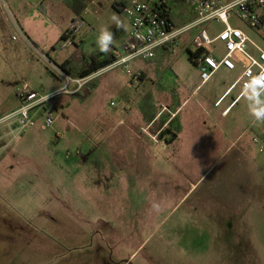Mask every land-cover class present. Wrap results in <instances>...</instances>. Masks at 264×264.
<instances>
[{
    "label": "rangeland",
    "instance_id": "1",
    "mask_svg": "<svg viewBox=\"0 0 264 264\" xmlns=\"http://www.w3.org/2000/svg\"><path fill=\"white\" fill-rule=\"evenodd\" d=\"M112 1L82 2L85 7L75 28L80 53L99 51L96 40L100 29L105 27L115 34L111 50L120 49L127 41L130 25ZM25 3H37V0H0V119L17 105L14 92L18 84L32 82L40 92L48 94L47 90L59 75L49 60L59 67L74 52L73 48H61L59 44L46 60L41 56L43 53L24 46V40L29 41L21 31L24 24L26 28H35L32 35L38 40L45 37L53 44L57 36L44 21L33 24L37 16ZM172 14L177 26L194 18L182 3L173 6ZM114 16L123 28L115 26ZM230 24L242 28L264 50V41L257 33L236 20H230ZM56 25L63 29L64 25ZM222 28L220 24H212L207 32L214 37ZM193 34H185L173 51L166 54L160 63L164 72L161 80L149 75L140 84L117 68L97 77L91 82L94 84H88L77 94L56 97L52 103L61 115L54 113L50 127L45 126L40 111L33 112L35 124L29 130L20 131L14 121L0 126V130H8V137L0 141V145H8L4 163H0V178L5 179L0 193V264L84 261L106 264V260L121 264L120 259L127 261L126 264H264V152L260 153L256 145L252 144L247 153L261 169L246 164L242 167L234 151L199 149L186 155L179 152V158L172 149L158 153L156 158L151 154L153 158L149 161H162L163 165L156 169L148 167L144 173L146 179L141 182L134 181L130 168L106 167L104 147L108 139L111 144L116 139L115 131L110 133L115 123L121 118L127 119L128 115L153 113L156 102L155 109L159 110L160 101H152L149 94L140 96L147 88L154 83L168 88L178 104L188 98L186 91L177 92L172 72L179 75L182 69V75L193 81L194 65L184 48ZM260 34L264 35V29ZM150 63L132 62L131 73H138L139 68H147ZM214 83L217 76L190 97L180 117L193 109L191 120L195 126L207 123L199 103ZM195 88L196 83L192 90ZM73 89L71 86L70 91ZM179 119L170 126L175 128ZM55 131L60 138L55 152L59 160L64 161L66 152L73 154L76 150L84 156L83 161L97 158L88 165L83 176L85 181L73 179L70 170L65 173L66 178L49 188L48 184L18 179L42 176L43 168L26 167L23 162L31 159L33 153L28 148L15 152V147L53 149L50 140ZM15 159L22 165L5 167ZM192 160L195 162L190 166L182 162ZM107 195L116 198L103 200ZM99 219H109L116 225L111 252L92 247L102 233Z\"/></svg>",
    "mask_w": 264,
    "mask_h": 264
},
{
    "label": "crops",
    "instance_id": "2",
    "mask_svg": "<svg viewBox=\"0 0 264 264\" xmlns=\"http://www.w3.org/2000/svg\"><path fill=\"white\" fill-rule=\"evenodd\" d=\"M25 4L34 16H37V18H34L33 24L36 26V24L38 25V20L44 21L46 24L52 26L57 36L53 44L47 42L45 37H41L40 40H38V37L32 35V31L35 28H26L25 26L27 24H24L23 28L20 26L22 29L21 31L23 32L24 37L30 41L24 40V46L30 47L40 54H45L47 60L49 59L48 57L50 54L55 52V46L57 47L59 44L61 45V48H73L74 52L71 58L65 60L60 65L62 66L65 64L64 71L49 60L54 68L61 70L63 73H67L72 77H78V74L83 71L89 62V57L95 53H101L100 51H94L85 54L78 51V44L76 42L77 33L75 30L78 23H73L74 15L65 5L64 0H37V3ZM57 23L59 25H64L63 29H60L56 25ZM68 23H70V25H68ZM68 40L71 41V45L67 44L66 41ZM186 47H184L185 50ZM249 50L251 53H255L251 47H249ZM171 52L172 51H167L165 49H157L154 58L149 60L152 61V63L148 64L146 66L147 68H139L138 73L140 74V81L138 83H143L149 75L161 80L164 72L161 70L162 67L160 66V63L165 60L166 54ZM179 72V75L177 72H172L176 78L175 85L177 87V92L180 91L179 89H181L182 92L186 91L188 98H186L182 104H178L177 99L170 96L168 88L166 90L163 87L157 86V83H154L151 88H147L142 94H140V96L146 97L149 94L151 95L152 101H160L159 110L158 108L155 109L156 105H158V102H156L154 103L155 106L153 113L146 112L133 117L128 115V122L126 118H121L115 123V126H113V130L110 131V133L115 131L116 139H114L113 144H111V140L108 139V143L104 147V153H106V167L117 170H120L121 168H124V170L130 168L134 174L132 176V178L135 179L134 181L141 182L146 179L144 173L148 167L152 166V169H156L163 165L162 161H149V158L152 157V155L156 158L158 153L172 149L177 153L178 157L176 158H179V152L186 155L199 149L207 150V152L214 151L223 153L234 151L236 152V159L241 162L240 165L242 167L246 164L261 169V166L258 163H255L248 157L247 151L251 145L254 144L252 138L264 136V124L253 123V117L248 112L246 99L243 97L238 98L240 93L239 87L233 89L227 94L229 87L240 74V68H237L230 74L227 73L229 71L220 69L215 74V76H217V83L210 86L199 103L202 107V111L208 118V122H203L200 127H196L194 121L191 120L193 117V109H190V111L186 113V116L180 117V114L184 110L182 107L190 97L194 96L196 91L210 85V82L215 76L206 84L200 85L199 73L195 66L193 81L188 80V78L182 75V69ZM55 80L56 83L50 85L51 88L47 90V93H51L60 87L61 78L57 76V79ZM26 83L32 90L40 92L32 82ZM195 83L196 88L192 90ZM98 87L99 85L96 84L95 88ZM219 101L220 103L217 104ZM17 106L18 103L11 112L14 111ZM164 107L175 116L171 117L168 112L161 113V110ZM172 109H174L173 112L171 111ZM165 114L167 116H165ZM177 118L180 119L175 128H172L170 125ZM61 120H64V118ZM148 126H150V131L152 133H156L160 129L163 130L158 143H154L148 137L140 135L141 129ZM58 133V131H55L54 137L50 140V146H53V149H48L47 146L15 147V152H23L25 150L24 148H28L33 153L31 159L24 160L23 163L26 167L28 166L36 169L43 168L42 176H34L31 180L20 176L18 179L28 180V183L32 184H48L49 188V185L66 178L65 173H67V170H70L71 174H73V179H76L80 183L85 181V179L83 180V176L85 175V172H87L88 165L90 162L96 161L97 158H90L83 161L84 156L81 155L80 157H82V159L80 157L72 156V159L70 158V160H67L64 156V161H61L62 159L59 160L60 157L55 155V152H58L57 150L60 140ZM6 137H8V130L7 128H3L0 130V141ZM7 147V144L0 145V163H4V159L7 156ZM97 148H100V146L98 145ZM116 152H120V154L118 155ZM124 154H127V156L124 157ZM182 162L183 164L189 165L191 163L194 164L195 161ZM14 165L16 167L17 165L22 164L20 160L15 159L10 163H6L5 167L13 168ZM58 168L61 170L60 175H58ZM21 173L24 174V172ZM92 176H94L93 173ZM4 181L5 179L0 178V193ZM191 186L194 187V184H191ZM191 189L192 188H190L189 191H191ZM114 198H116V196L107 195L102 199L110 200ZM110 214V212H107V215ZM98 222V225L102 228V233L98 240L93 243L94 246L92 247L97 250L105 248L111 252L115 245L112 233L116 230V225L109 219H99ZM124 261L125 260L120 259L118 263L126 264L127 261H125V263ZM87 263V261L79 262V264ZM106 264L111 263L106 260Z\"/></svg>",
    "mask_w": 264,
    "mask_h": 264
},
{
    "label": "built area",
    "instance_id": "3",
    "mask_svg": "<svg viewBox=\"0 0 264 264\" xmlns=\"http://www.w3.org/2000/svg\"><path fill=\"white\" fill-rule=\"evenodd\" d=\"M112 3L127 19L131 29L124 45L120 49L111 50L114 62L84 78L72 77L55 68L61 78V85L48 94L32 90L26 82L18 84L14 93L18 106L0 119V126L14 121L20 131L29 130L35 124L33 112L40 111V118L44 120L45 126L50 127L53 125L54 113L61 115L52 103L56 97L77 94L97 77L117 68L132 75V81L138 83L140 74L131 73L132 62L152 60L157 49L173 51L181 38L190 32L194 34L186 51L190 53L191 62L198 70L200 85L209 82L220 69L232 72L240 68V74L227 94L239 87L238 98H241L244 85L250 77L264 71V50L242 28L230 24V20H236L264 41V36L260 34L264 29V0H113ZM176 3H182L192 11L194 18L189 23L176 25L172 14ZM212 24L223 26L214 37L207 32V27ZM66 42L72 44L70 40ZM249 47L255 53H251ZM41 56L47 60L46 55ZM71 86H74L72 91ZM163 112L175 116L165 107L161 110ZM162 131L160 129L152 133L148 126L141 129L140 135L158 143ZM252 142L260 153L264 152V136L254 137ZM72 156L80 157L81 152L76 150L73 154L65 153L67 160Z\"/></svg>",
    "mask_w": 264,
    "mask_h": 264
},
{
    "label": "clouds",
    "instance_id": "4",
    "mask_svg": "<svg viewBox=\"0 0 264 264\" xmlns=\"http://www.w3.org/2000/svg\"><path fill=\"white\" fill-rule=\"evenodd\" d=\"M112 19L118 29L123 28L122 22L115 16ZM114 40L113 31L107 27L100 29L96 40L99 51L107 54L111 50ZM241 95L247 101L248 112L253 117V123L264 124V71L250 77L245 83Z\"/></svg>",
    "mask_w": 264,
    "mask_h": 264
},
{
    "label": "trees",
    "instance_id": "5",
    "mask_svg": "<svg viewBox=\"0 0 264 264\" xmlns=\"http://www.w3.org/2000/svg\"><path fill=\"white\" fill-rule=\"evenodd\" d=\"M86 0H64L65 5L68 7V9L73 13L74 19L73 23L74 24H79L80 23V15L81 12L84 9V3ZM117 11H119L115 6H113ZM189 54V59L190 58V53ZM114 62V58L111 55V51L108 52L107 54L105 53H95L89 57V62L87 63L86 67L83 69L81 73L78 74L77 78H84L87 76L92 75L93 73H96L97 71L109 66ZM65 64L62 66H59L61 70L64 71ZM67 74V73H66ZM163 133V132H162ZM161 133V136H162Z\"/></svg>",
    "mask_w": 264,
    "mask_h": 264
}]
</instances>
